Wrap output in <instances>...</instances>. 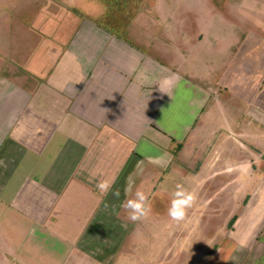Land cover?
I'll list each match as a JSON object with an SVG mask.
<instances>
[{
	"label": "crops",
	"instance_id": "0c3cea01",
	"mask_svg": "<svg viewBox=\"0 0 264 264\" xmlns=\"http://www.w3.org/2000/svg\"><path fill=\"white\" fill-rule=\"evenodd\" d=\"M256 21L230 46L217 86L198 81L184 53L170 62L89 21L36 74L39 85L0 77L5 261L132 263L119 258L130 232L121 207L128 177L134 193L146 173L195 152L211 132L225 144V170L238 172L235 185L251 189L205 264H264V19ZM99 180L114 181L120 197L103 196Z\"/></svg>",
	"mask_w": 264,
	"mask_h": 264
},
{
	"label": "rangeland",
	"instance_id": "374dc122",
	"mask_svg": "<svg viewBox=\"0 0 264 264\" xmlns=\"http://www.w3.org/2000/svg\"><path fill=\"white\" fill-rule=\"evenodd\" d=\"M258 19H264V0H0V77L15 78L27 88L39 85L36 74L46 71L52 55L89 21L170 62H180L184 53L198 81L217 86L230 46H236L240 31L255 30ZM220 108L210 114L221 129ZM223 145L210 132L195 152L144 175L136 189L146 193L151 211L132 222L124 209L130 232L119 258H132L129 264H205L215 254L245 189H251L236 186L238 172L225 170ZM246 159L251 174L249 151ZM177 184L197 196L182 222L167 214ZM5 255L0 250V264H8Z\"/></svg>",
	"mask_w": 264,
	"mask_h": 264
},
{
	"label": "clouds",
	"instance_id": "9594fccd",
	"mask_svg": "<svg viewBox=\"0 0 264 264\" xmlns=\"http://www.w3.org/2000/svg\"><path fill=\"white\" fill-rule=\"evenodd\" d=\"M113 184L114 181L99 180L96 183V188L103 196H107L109 192H111L113 196L119 198L120 190L116 189L115 191H112ZM134 187L135 180L129 176L124 188L126 199L122 202L121 207L126 210L129 220L137 222L146 218L149 215L151 208L148 205V196L146 193L139 189H136L133 193ZM196 200L197 196L194 192L187 190L181 184H177L176 190L172 194V199L167 209L168 216L171 220L176 222L184 221L187 218L189 210L195 205Z\"/></svg>",
	"mask_w": 264,
	"mask_h": 264
},
{
	"label": "trees",
	"instance_id": "16d2710c",
	"mask_svg": "<svg viewBox=\"0 0 264 264\" xmlns=\"http://www.w3.org/2000/svg\"><path fill=\"white\" fill-rule=\"evenodd\" d=\"M233 221H234V220H233ZM233 221L231 222V225H232Z\"/></svg>",
	"mask_w": 264,
	"mask_h": 264
}]
</instances>
